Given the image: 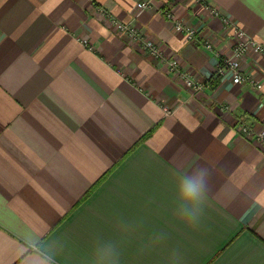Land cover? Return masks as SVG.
<instances>
[{
    "label": "crops",
    "instance_id": "0c3cea01",
    "mask_svg": "<svg viewBox=\"0 0 264 264\" xmlns=\"http://www.w3.org/2000/svg\"><path fill=\"white\" fill-rule=\"evenodd\" d=\"M141 1L0 0V264H25L28 230L60 239L57 264H86L95 235L121 239L120 217L142 221L122 239L121 264H169L173 250L181 264H264V143L235 127L242 118L264 129V56L242 61L259 90L216 73L234 28L264 42V0ZM171 58L209 83L191 90ZM205 161L216 171L192 228L173 212L174 172ZM154 232L167 239L141 252Z\"/></svg>",
    "mask_w": 264,
    "mask_h": 264
},
{
    "label": "clouds",
    "instance_id": "9594fccd",
    "mask_svg": "<svg viewBox=\"0 0 264 264\" xmlns=\"http://www.w3.org/2000/svg\"><path fill=\"white\" fill-rule=\"evenodd\" d=\"M216 168L207 161L195 164L188 172H174L178 178L174 186L171 202L177 220L189 227L200 226L204 210L208 205V196L212 189L211 180ZM141 222L120 217L115 221V227L121 239L107 238L102 234L94 236L86 264H121L122 239L132 236L141 226ZM167 233L154 232L146 244L141 246V252L164 242ZM63 250L59 238L45 240L38 233L28 230L24 233L25 264H57V258ZM182 257L178 250H173L169 264H181Z\"/></svg>",
    "mask_w": 264,
    "mask_h": 264
},
{
    "label": "built area",
    "instance_id": "2783aa9c",
    "mask_svg": "<svg viewBox=\"0 0 264 264\" xmlns=\"http://www.w3.org/2000/svg\"><path fill=\"white\" fill-rule=\"evenodd\" d=\"M139 6L141 8L149 7L150 1L143 0L139 3ZM212 12L216 16H220L225 26H230L232 24L228 17L220 15L216 9H212ZM162 13L168 19L174 21L175 15L171 5L164 7ZM113 22L117 30L126 33L131 39L138 41L148 53L157 57L162 56L161 51L156 46V44L152 40L146 38L134 24L123 23L115 19H113ZM175 28L176 30L184 33L189 40L198 41L197 29L193 25H187L180 23L179 21H175ZM201 43L206 49L214 50L213 43L209 39H203ZM250 50H253L264 56V42L255 39L241 28H234L231 50L227 55H218L216 61V73L219 75L230 73L234 82H247L254 89H261L263 86L262 82L251 74L244 73L242 69V61ZM167 62L170 69L177 72L183 78L185 85L191 90L195 92L203 90L204 87L209 83V80L207 82L195 81L190 72L180 66V63L177 59L171 58L168 59ZM221 109H225V107L221 106ZM235 127L236 130L247 139L251 141H258L262 144L264 143V129L257 132L248 122L242 118L237 119Z\"/></svg>",
    "mask_w": 264,
    "mask_h": 264
}]
</instances>
